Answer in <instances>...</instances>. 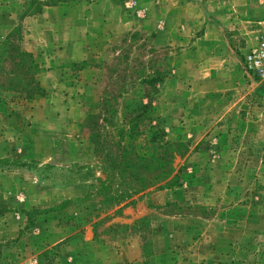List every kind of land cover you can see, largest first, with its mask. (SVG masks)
Segmentation results:
<instances>
[{
    "label": "rangeland",
    "instance_id": "obj_1",
    "mask_svg": "<svg viewBox=\"0 0 264 264\" xmlns=\"http://www.w3.org/2000/svg\"><path fill=\"white\" fill-rule=\"evenodd\" d=\"M30 1L0 0V264H264V0ZM163 143L177 183L133 193Z\"/></svg>",
    "mask_w": 264,
    "mask_h": 264
},
{
    "label": "trees",
    "instance_id": "obj_2",
    "mask_svg": "<svg viewBox=\"0 0 264 264\" xmlns=\"http://www.w3.org/2000/svg\"><path fill=\"white\" fill-rule=\"evenodd\" d=\"M62 1H64V0H62ZM59 2H61V1H59ZM30 4L36 5V8L33 11V14L40 13L43 6H52L53 5V4L48 5L44 2L42 3L40 0H31ZM158 147L163 150L161 165L159 166V168H160V172L158 173L159 176H152L150 178H147L146 181L143 180V184H141L139 187L134 185L132 190H131L133 193L139 192V191L143 190L145 187L152 186L153 184H155L156 180H160V183L167 181L166 182L167 187L173 186L177 183L178 176H177V174H173L174 169L172 167V161L174 159L173 158V152H174L173 145L170 143H163V144L159 145ZM147 158L149 160V157H147ZM150 158L152 159V157H150ZM149 163L152 164L151 161Z\"/></svg>",
    "mask_w": 264,
    "mask_h": 264
},
{
    "label": "built area",
    "instance_id": "obj_3",
    "mask_svg": "<svg viewBox=\"0 0 264 264\" xmlns=\"http://www.w3.org/2000/svg\"><path fill=\"white\" fill-rule=\"evenodd\" d=\"M246 69L264 84V32L243 54Z\"/></svg>",
    "mask_w": 264,
    "mask_h": 264
},
{
    "label": "crops",
    "instance_id": "obj_4",
    "mask_svg": "<svg viewBox=\"0 0 264 264\" xmlns=\"http://www.w3.org/2000/svg\"><path fill=\"white\" fill-rule=\"evenodd\" d=\"M49 8H51V7H49Z\"/></svg>",
    "mask_w": 264,
    "mask_h": 264
}]
</instances>
